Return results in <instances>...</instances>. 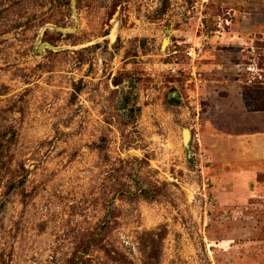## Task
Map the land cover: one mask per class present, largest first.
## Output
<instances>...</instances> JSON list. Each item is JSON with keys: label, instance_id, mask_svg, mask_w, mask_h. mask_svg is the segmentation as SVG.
Masks as SVG:
<instances>
[{"label": "rangeland", "instance_id": "374dc122", "mask_svg": "<svg viewBox=\"0 0 264 264\" xmlns=\"http://www.w3.org/2000/svg\"><path fill=\"white\" fill-rule=\"evenodd\" d=\"M261 93L264 0H0V264H264Z\"/></svg>", "mask_w": 264, "mask_h": 264}, {"label": "water", "instance_id": "95a60500", "mask_svg": "<svg viewBox=\"0 0 264 264\" xmlns=\"http://www.w3.org/2000/svg\"><path fill=\"white\" fill-rule=\"evenodd\" d=\"M71 8L73 11V15L76 17V0H71ZM56 29L62 33H69L70 32L69 30H64V29H60V28H56ZM164 42L162 45L163 47L165 46ZM181 136H182V146L188 152V156L191 157V153H190L191 133H190V130L187 128H182Z\"/></svg>", "mask_w": 264, "mask_h": 264}, {"label": "trees", "instance_id": "16d2710c", "mask_svg": "<svg viewBox=\"0 0 264 264\" xmlns=\"http://www.w3.org/2000/svg\"><path fill=\"white\" fill-rule=\"evenodd\" d=\"M261 94H263V93H261ZM262 96H263V102H264V94ZM244 105L250 112L264 111V107L263 108H259V109L255 108V107H250L249 103L247 102V100H244ZM263 105H264V103H263Z\"/></svg>", "mask_w": 264, "mask_h": 264}]
</instances>
